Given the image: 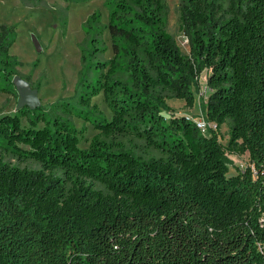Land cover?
I'll return each instance as SVG.
<instances>
[{"label":"trees","instance_id":"1","mask_svg":"<svg viewBox=\"0 0 264 264\" xmlns=\"http://www.w3.org/2000/svg\"><path fill=\"white\" fill-rule=\"evenodd\" d=\"M104 5L106 23L98 9L83 22L82 109L52 104L92 124L88 145L79 146L82 128L43 105L0 114V264H264V0H181L187 53L164 26L163 0ZM15 29L0 24L9 93ZM203 69L207 133L162 113L167 99L193 106ZM99 92L109 118L90 102ZM244 152L250 165L228 175L227 153Z\"/></svg>","mask_w":264,"mask_h":264},{"label":"rangeland","instance_id":"2","mask_svg":"<svg viewBox=\"0 0 264 264\" xmlns=\"http://www.w3.org/2000/svg\"><path fill=\"white\" fill-rule=\"evenodd\" d=\"M165 13L163 17L166 30L171 33L180 48L188 52L187 38L179 30V6L181 0H163ZM95 9L101 14V23L107 22L108 9L104 0H43L40 2L24 3L23 0H0V24H16V36L9 47V53L14 55L19 64L16 66L20 76H29L30 82L38 84V97L40 105L44 106L50 116L60 114L69 118L77 128H82L80 147L88 145L90 138L96 133L92 124L83 119L76 112H62V108L52 107L53 102H66L76 108H81L78 103L80 94L84 92V84L77 85L78 72L81 68L80 42L84 38L83 22ZM64 16L65 22L62 20ZM103 40L106 50L103 59L112 56L111 42L107 30L103 31ZM36 42L39 46H35ZM92 74V73H91ZM95 80L96 75H90ZM206 70L203 69L199 75L198 89L194 92V104L189 107L181 99H167L169 111L162 113L168 117L170 114L185 115L191 118H204L201 110L200 99H205L207 92ZM5 83L0 77V86ZM16 93L4 92L0 89V114L16 112ZM99 111L109 118L111 111L105 104L102 92L90 99ZM39 105V106H40ZM205 119V118H204ZM206 121V120H205ZM22 124L27 121L22 117ZM40 123L39 125H41ZM207 127H213L210 123ZM218 131V138L224 144L228 136V125L223 123ZM204 132H208V128ZM127 146L132 142L125 141ZM139 145H132V148ZM136 153L144 154L140 149ZM151 154H158L151 151ZM228 175L235 174L238 169H244L250 165L248 153H227ZM6 159L20 166L38 167L33 160L24 162L17 161L14 157L6 155Z\"/></svg>","mask_w":264,"mask_h":264},{"label":"water","instance_id":"3","mask_svg":"<svg viewBox=\"0 0 264 264\" xmlns=\"http://www.w3.org/2000/svg\"><path fill=\"white\" fill-rule=\"evenodd\" d=\"M34 45L39 46L36 42ZM12 83L18 94L16 109L21 107L34 109L40 105L38 90L31 86L30 81L17 74L13 76Z\"/></svg>","mask_w":264,"mask_h":264},{"label":"built area","instance_id":"4","mask_svg":"<svg viewBox=\"0 0 264 264\" xmlns=\"http://www.w3.org/2000/svg\"><path fill=\"white\" fill-rule=\"evenodd\" d=\"M205 96H206V95H205ZM190 118H191V117H190ZM191 119L194 121L195 125H196L201 131H203V132L205 131L206 128H208L207 125H206V123H207V124L210 123V122H206L204 118H196V119L191 118ZM210 124L213 126L212 123H210Z\"/></svg>","mask_w":264,"mask_h":264}]
</instances>
